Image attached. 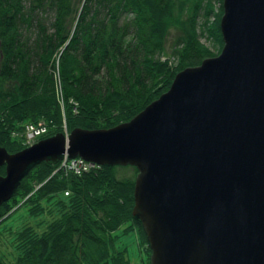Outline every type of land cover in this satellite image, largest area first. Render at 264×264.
<instances>
[{"label": "trees", "instance_id": "obj_1", "mask_svg": "<svg viewBox=\"0 0 264 264\" xmlns=\"http://www.w3.org/2000/svg\"><path fill=\"white\" fill-rule=\"evenodd\" d=\"M221 1L0 0V146L10 153L24 148L12 132L40 120L51 121L42 137L60 132L62 118L68 131L129 120L166 91L179 70L216 55L199 36L221 47ZM170 30L173 66L165 53ZM56 167L33 165L0 205V218L13 207L32 217L55 215L41 232L31 226L14 231V261L0 257V264H133L127 240L134 237L148 260L145 234L131 213L136 168L98 165L81 174H51ZM126 167L132 175L119 176Z\"/></svg>", "mask_w": 264, "mask_h": 264}, {"label": "water", "instance_id": "obj_2", "mask_svg": "<svg viewBox=\"0 0 264 264\" xmlns=\"http://www.w3.org/2000/svg\"><path fill=\"white\" fill-rule=\"evenodd\" d=\"M221 5L219 53L129 120L0 146V204L42 161L130 165L149 264H264V0Z\"/></svg>", "mask_w": 264, "mask_h": 264}, {"label": "rangeland", "instance_id": "obj_3", "mask_svg": "<svg viewBox=\"0 0 264 264\" xmlns=\"http://www.w3.org/2000/svg\"><path fill=\"white\" fill-rule=\"evenodd\" d=\"M222 3V1H221ZM222 6V5H221ZM214 13L218 12V8H219V4L214 2ZM51 14V13H50ZM49 12L46 14L47 18H50ZM222 14V13H221ZM221 17V15H220ZM201 17L199 18V22L201 21ZM214 19V16L211 15L209 16L208 20L210 22H212ZM220 21V18H219ZM218 26H219V22H218ZM220 31V29H219ZM221 34V33H220ZM175 36V31L174 30H170V32L168 33L167 37H166V43H165V53L168 54L167 58V62L169 65L173 66L176 64L177 60L176 57L172 54H170V44L171 41L173 39V37ZM222 39V38H221ZM199 41L208 48V50L212 53V54H218L221 47H219L218 45H214V43L206 38L204 35H200L199 36ZM222 46V45H221ZM160 60H164L163 57H160ZM62 122H61V131L62 133H66L68 134L69 131L67 130V128L65 127V119L62 118ZM38 122H44L51 124V121H38ZM48 125V124H47ZM50 126V125H49ZM52 126V125H51ZM24 127V126H23ZM65 134V136H66ZM12 136L15 137H19L21 136V140L23 141V129L20 132L14 131L12 132ZM24 145V143H23ZM122 166V165H119ZM126 166V165H124ZM130 166V165H128ZM57 170L59 172H63V174H67V172L63 169V168H55L51 174H53L54 172H57ZM2 175V174H1ZM118 175H125V176H131L132 175V168L131 167H126V168H121L118 169ZM38 186H40V183L35 185V188H38ZM18 187V186H17ZM17 189V188H16ZM16 190L14 191V193L8 198V200H11V198L13 197V195L15 194ZM64 194H66L64 192ZM8 200L4 201L7 202ZM2 202V203H4ZM1 203V204H2ZM0 204V205H1ZM45 206H48L47 204L43 203ZM16 207L11 208L10 210H8V213H6L3 217L0 218V257L2 258V260H4L7 263H11L12 261H14V256H15V252H14V231H20L22 228L26 227V226H31L34 229H36L37 232H41L42 229H44V226L50 221L52 220L55 215L49 214V212H45L44 214L37 216V217H32L27 213V210L25 207H19L17 208L15 211ZM10 213V214H9ZM12 232V233H11ZM147 241V240H146ZM127 245H128V250L130 253V260L133 264H149V253H150V248H149V253H148V260H147V251L145 249H142L141 243L139 238L134 237L132 240H127ZM149 247V246H148Z\"/></svg>", "mask_w": 264, "mask_h": 264}, {"label": "built area", "instance_id": "obj_4", "mask_svg": "<svg viewBox=\"0 0 264 264\" xmlns=\"http://www.w3.org/2000/svg\"><path fill=\"white\" fill-rule=\"evenodd\" d=\"M47 125L44 122L26 123L23 129V143L30 145L47 133ZM66 134V133H65ZM98 167V164L84 160L81 157L69 158L64 155L57 163V168H63L66 172L81 174ZM67 194V192H65Z\"/></svg>", "mask_w": 264, "mask_h": 264}]
</instances>
